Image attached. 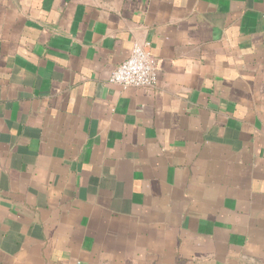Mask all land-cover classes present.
Returning <instances> with one entry per match:
<instances>
[{
    "label": "crops",
    "instance_id": "crops-1",
    "mask_svg": "<svg viewBox=\"0 0 264 264\" xmlns=\"http://www.w3.org/2000/svg\"><path fill=\"white\" fill-rule=\"evenodd\" d=\"M0 264H264V0H0Z\"/></svg>",
    "mask_w": 264,
    "mask_h": 264
},
{
    "label": "built area",
    "instance_id": "built-area-1",
    "mask_svg": "<svg viewBox=\"0 0 264 264\" xmlns=\"http://www.w3.org/2000/svg\"><path fill=\"white\" fill-rule=\"evenodd\" d=\"M109 82L123 89L155 88L158 68L149 44H134L130 56L115 68Z\"/></svg>",
    "mask_w": 264,
    "mask_h": 264
}]
</instances>
